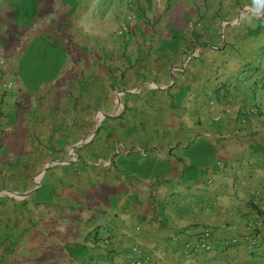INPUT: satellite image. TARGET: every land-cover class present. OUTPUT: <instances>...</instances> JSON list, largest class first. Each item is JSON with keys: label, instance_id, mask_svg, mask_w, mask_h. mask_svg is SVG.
I'll use <instances>...</instances> for the list:
<instances>
[{"label": "crops", "instance_id": "0c3cea01", "mask_svg": "<svg viewBox=\"0 0 264 264\" xmlns=\"http://www.w3.org/2000/svg\"><path fill=\"white\" fill-rule=\"evenodd\" d=\"M0 60V264H264L225 243L264 196V0H0Z\"/></svg>", "mask_w": 264, "mask_h": 264}, {"label": "built area", "instance_id": "2783aa9c", "mask_svg": "<svg viewBox=\"0 0 264 264\" xmlns=\"http://www.w3.org/2000/svg\"><path fill=\"white\" fill-rule=\"evenodd\" d=\"M3 60H0L2 65ZM14 86V80H7L4 88ZM246 232L240 235H233L226 240L227 245H246L254 246L264 240V196L251 206L249 215L245 221ZM104 245L109 244L107 239L103 240ZM183 250L185 252H198L200 250H209L212 247V231L205 227L190 240L183 242ZM129 257L124 264H145L149 259V254L136 245L130 249Z\"/></svg>", "mask_w": 264, "mask_h": 264}, {"label": "rangeland", "instance_id": "374dc122", "mask_svg": "<svg viewBox=\"0 0 264 264\" xmlns=\"http://www.w3.org/2000/svg\"><path fill=\"white\" fill-rule=\"evenodd\" d=\"M135 11H136V10H135ZM138 11H139V13H141L142 15L144 14V13H143V10H140V9H139ZM131 12H132V11H131L130 9H128V10H127V14H126L125 16H126V17H127V16L130 17V16L132 15ZM47 65H48V64H44L43 67H45V66L47 67ZM41 67H42V66H41ZM1 99H2V98H0V101H1Z\"/></svg>", "mask_w": 264, "mask_h": 264}]
</instances>
